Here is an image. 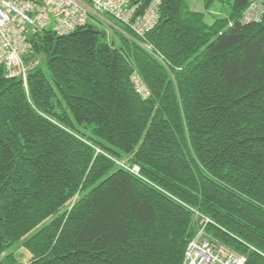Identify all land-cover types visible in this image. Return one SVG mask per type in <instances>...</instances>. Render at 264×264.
Instances as JSON below:
<instances>
[{
  "label": "trees",
  "instance_id": "16d2710c",
  "mask_svg": "<svg viewBox=\"0 0 264 264\" xmlns=\"http://www.w3.org/2000/svg\"><path fill=\"white\" fill-rule=\"evenodd\" d=\"M202 2L222 15L160 0L143 37L31 34L26 84L0 67V264H184L200 216L264 264V14Z\"/></svg>",
  "mask_w": 264,
  "mask_h": 264
},
{
  "label": "built area",
  "instance_id": "2783aa9c",
  "mask_svg": "<svg viewBox=\"0 0 264 264\" xmlns=\"http://www.w3.org/2000/svg\"><path fill=\"white\" fill-rule=\"evenodd\" d=\"M159 5L160 0H152L140 14L137 11L139 0H0V67L7 79L22 75L26 84L24 58L30 52L28 37L31 34L50 30L59 36H66L88 23L90 16L100 18L108 15L143 37L155 26ZM263 14L264 0H248L241 23H259ZM143 48L149 50L146 46ZM209 223L208 218L200 216V229L186 249L184 264H214L219 262L214 260L215 256L220 261L228 257L234 260L229 259L226 264H243V257L232 254L221 244L202 238L203 230Z\"/></svg>",
  "mask_w": 264,
  "mask_h": 264
},
{
  "label": "rangeland",
  "instance_id": "374dc122",
  "mask_svg": "<svg viewBox=\"0 0 264 264\" xmlns=\"http://www.w3.org/2000/svg\"><path fill=\"white\" fill-rule=\"evenodd\" d=\"M187 2L190 4V6L192 7L193 10L195 11H199V12H203L205 14V20L210 23L212 21L211 19V16H220L222 15L220 13V6H221V3L219 2H216L215 3V6L213 8V10L211 12H205L204 8H203V2L202 0H187ZM226 9V8H224ZM222 12V11H221ZM223 14H225V12H223ZM89 22L95 26H99L105 30L108 31V36L111 38L113 36V29L115 28V24H118L119 23L117 21H115L113 18H111L110 16L108 15H102L100 16V18H96V19H90ZM39 61L40 59L39 58H34L32 59L30 62H31V65L28 67L26 66L27 68V72L29 71V69H33V68H37V66L39 65ZM42 66V64H41ZM44 68V66H42ZM27 74V73H26ZM15 78H19L20 80H22V78H25L24 76L20 75L18 77H15ZM14 79V78H13ZM23 82V80H22ZM24 84V82H23ZM68 207V206H66ZM66 207H64L62 210H65ZM229 250V249H228ZM230 251V250H229ZM16 256L18 257V259L20 261H23L24 263H27L30 259V255L27 251H25L23 248L21 247H18L16 248V250L13 251ZM231 252V251H230ZM233 254V253H232ZM236 255V254H235ZM238 256V255H236ZM225 258V257H224ZM234 261L232 258L228 257V259H224L225 261H220L216 256L214 257V260H218L219 262H221L222 264H226L228 262H230V260ZM236 259H241L240 257H237ZM219 262H215L214 264H220Z\"/></svg>",
  "mask_w": 264,
  "mask_h": 264
}]
</instances>
